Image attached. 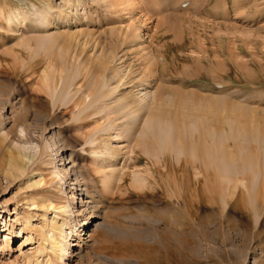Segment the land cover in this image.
<instances>
[{"label": "rangeland", "instance_id": "1", "mask_svg": "<svg viewBox=\"0 0 264 264\" xmlns=\"http://www.w3.org/2000/svg\"><path fill=\"white\" fill-rule=\"evenodd\" d=\"M99 1L93 2L88 17L82 14L74 21L71 13H59L58 3L63 0H0V141L5 142L0 149V264H26V257L18 249L24 238L11 240L17 235L18 227H12L18 212L25 211L26 194L20 179L6 180L2 174L8 158L22 153L30 157L43 153V161H55L57 166L61 159L67 165L73 153L78 167L71 172V178L80 185L79 189L87 188L92 195V199H86L77 192L70 206L71 256L64 264H264V162L258 155L257 142L244 143L246 151L237 155L244 164L252 160L253 171L229 175L232 183L227 185L223 175L205 169L201 158L197 159L207 146H203L207 144L205 136L201 138L197 133L186 138L182 131V135L177 132L183 153L176 155L168 149L163 154L154 139L141 143L134 136L127 137V131L140 129V119L141 122L132 118V123L125 121L126 124L114 114L110 119L115 128L97 134L95 130L105 125L104 115L96 111L98 123L76 125L71 119L78 100L70 107L56 109L44 80L49 74L65 73L66 62L59 50L64 48L63 30L85 28V18H90L95 23L89 27L95 31V38L108 44L110 33L103 29L116 21L115 26L124 36V40H118L120 44L114 42L116 53H124L125 58L112 64L111 71L124 66L130 78L140 76L146 82L149 64H144V54H138L136 49L139 43L151 48L149 52L157 61L154 89L163 97L172 96L169 106V100H162L158 107H152L159 119L177 123L179 129L184 115L191 116L192 121L208 115L223 123L227 107L233 103L256 109L254 114L261 117L264 0H129L111 8ZM70 2L71 7L77 2L92 4L91 0ZM34 5L40 10L54 7L48 15V29L27 20L9 30L8 17L18 10L29 15ZM107 17L111 18L108 25ZM51 33L55 43L48 40L42 47V36ZM90 44L86 53L92 51ZM150 68L149 65L151 71ZM110 73L111 77L115 74ZM119 77L118 74L116 83ZM82 83L79 80L77 85ZM130 86L126 84L123 91L130 94ZM81 92L82 98L92 93L87 87ZM211 96L225 99L220 104L221 117H216L214 106L207 108L210 112L198 105L201 97L212 105ZM254 120L249 122V128ZM91 138L96 140L94 148L90 146ZM109 141L112 146L122 147L116 164L125 175L124 182L113 190H108L105 175L101 176L104 164L94 163L92 158L94 149ZM234 144L229 141L224 146ZM30 170L26 175L31 178ZM255 172L259 174L256 186ZM135 174L144 178L143 183H133ZM69 183L66 181L64 189ZM70 196L66 200L72 201ZM77 234L79 239L74 237ZM31 247L24 246V253H29Z\"/></svg>", "mask_w": 264, "mask_h": 264}, {"label": "bare ground", "instance_id": "2", "mask_svg": "<svg viewBox=\"0 0 264 264\" xmlns=\"http://www.w3.org/2000/svg\"><path fill=\"white\" fill-rule=\"evenodd\" d=\"M91 1V5L86 2H77L76 6L74 5V7H71L70 0H63L62 3H58V5L61 6V10L59 9V13H62L63 16L71 13L73 15V20L78 21L79 16L82 14L86 15L85 17H88L87 11H90V8H92L94 5L93 2L97 0ZM101 1H104L105 7L111 8L116 7L115 4H124L129 0ZM63 7H66V9H62ZM53 9L52 7H49L47 10H40L34 5L31 9L32 12L30 11L31 14L29 15L23 11L20 12L19 10L13 12L12 14L10 13L11 15L8 17L9 30H14L12 26L17 27L25 24V21L27 20L35 25L37 24L38 26H41L42 29H48L50 22L48 15H50ZM110 19L111 18L109 17L105 18V22L107 23V25L109 23L108 20ZM85 20V28H82V26L74 27L72 29L69 28L61 32L62 34H65V39L63 40L64 48L59 49L64 55V58L62 57L64 59H62L63 62H66L65 65L62 64L66 66L65 73L62 75H53V72V74H51L53 76H49L50 74L48 72L49 75L45 76L44 78L46 83L45 87L48 88L49 94L51 95V104L53 105V107H70L78 100L76 103V111H74L72 114L71 121L73 123L81 127L92 122L96 124L98 122L95 121L96 119L94 117V113L98 111L99 113L104 115L103 118L105 124L103 128L95 130V133L98 134L100 132L109 133L115 128L112 124V120L110 119V116L112 114L117 116V118H122L124 120V123H129L130 120H134H132V118H136V121H142H140L142 123V126L139 129L140 132L136 133L139 130L134 133L132 131H127V137L131 138L134 136L136 141H140L141 143L145 140L147 141L149 139H154L157 143V145H155L157 150L160 151V153L163 152V154L168 149L169 153L174 152V154L176 155H180L183 153V147L180 146V143L178 141L179 139L176 138L177 132H180V135L184 134L186 138H188V136L191 137L192 134L195 135L198 133V135H201V138L205 136V141H207V144H203V146H207L205 147V149L203 148L204 151L202 150V157H200V154L199 157L196 155L197 159L201 158V161H198H200L201 165L205 169L213 170L215 173H217V175H223V180H225L227 185H230V183H232V181L228 177L229 175H243L250 170L253 171L252 160L251 162L248 161V163L244 164L243 162H241V158L239 156L237 157L238 153L243 154L246 151V149L244 148L245 146H242L244 143H250L251 141L257 142V146L259 149V154H257L260 155L264 162V112H262V116L259 117L257 113L254 114L255 112H257L256 109L241 105V103L240 105L233 103L230 104V108L227 107V109H229V112L226 110L228 113V117L226 116V119H223L225 120L223 121V123L218 122L219 120L217 119V121H214L215 119H209L211 117H206L208 115L199 116L198 118H194L193 121L191 120V116L188 117L187 115H184L182 117L183 126L180 129L179 126H177V123L159 119L154 113L152 107H158V105L162 104V100H169L167 103L169 106V102L172 96L163 97L162 95H159L157 91L158 89H154L153 82L155 79H153V77L155 75V70H157L154 65L157 66V61L153 59V55H151V52H149L151 48L149 47V50L148 46L143 47L139 43L138 48L136 49L138 50V54H144L143 56L146 59L144 64H149L151 68L152 65L154 66L152 69L150 68V71L148 69L149 65H147L148 68L146 67V65H144L146 67V82H142V79L144 77L137 76L130 78L127 73V69L123 70L124 66L121 67L122 70L120 67H117L119 68V70H115L113 68L114 70L111 71L110 67L112 66V64H115L118 61H123L122 59L124 57V53L118 56L119 52L116 53L118 48L114 43L115 40L117 42L118 40H124V36L121 34V29L119 28V26H115L116 21L115 23H113L114 25L112 24L113 26H109L108 28L105 27L103 31L105 30L110 33V36H108L110 42H108V44H104L102 41H99L98 38H95V31L89 28L91 25L95 24L94 21L90 18H85ZM121 25L122 23L120 24V26ZM52 34L53 33L42 36V47L43 44L48 40L51 41L50 43H55V37ZM83 36L85 37L82 38ZM89 42H91L90 48L92 51L90 53H86L85 50L88 48ZM131 50L134 51L133 49ZM110 72L117 74V77L115 76V74L111 77L110 75L112 74ZM118 74L120 75L118 80L119 82L116 83ZM79 80L83 81L84 85L83 83L82 85H77V82ZM128 83L131 84L130 87H133L134 89H132V92L130 94H127L123 91L124 87ZM83 87H87V90H90V93L92 92L90 95L84 98L81 97V91ZM211 99L212 105H207L202 97L199 98V101L197 100V102H199L198 105L202 110H208L213 108L214 106V109H217V113H214L217 117L221 113L220 104L225 99L218 96H213ZM185 106L187 107V103L184 100V107ZM229 113H231L232 116H230ZM255 115L256 117L254 118ZM250 117L251 120L252 118L255 119L253 121L255 124L251 127L252 129L249 128V122H252L250 120ZM222 124H224V126ZM98 127L99 126H97V128ZM176 141L179 143V145ZM229 141L235 143L234 147L231 145L224 146ZM89 142L90 146L94 148L96 145V140L94 138H91ZM4 143V141H0V149L3 147ZM193 151L194 149L192 148L191 152ZM22 154H19V156H10L7 160L6 166L2 170V174L6 180H8V178H10L11 180L14 179L16 181L20 179L19 182L23 183L22 186L24 188L22 189L26 194L24 197L25 211L23 213L18 212L17 218L14 221L12 227L13 230L16 229L15 226L18 227L16 229L17 235L12 237L11 240L13 241L15 237L24 238V242L20 244L18 249L22 253V255L26 257V264H64V260H68L71 256V253L69 252L70 246L72 244L70 243V235H72V233H70V216L72 215L70 206L75 201V194H77V192H81L82 194H84L86 199H92V195L87 188L83 191L79 189L80 185L77 182H73V177L71 178V172H74V169L78 167V164H76L72 159L73 153L68 158L71 159L67 163V165H71L70 168L66 167L67 165L65 164V162H61L62 159L59 160L61 163L59 164V166H57L55 161H43V153L36 156L33 153L32 157ZM121 154L122 147L118 145L112 146V143H110V141L105 143V145L100 147L98 150L94 149V151L92 152L94 163L99 162L101 164H104L103 168L101 167L103 171H101L100 173L101 176L105 175L103 181L105 186L109 188L108 190H113L117 185L124 182L125 175L123 174V169L122 167H117L116 164L120 159ZM196 156L194 154V158ZM235 158H237V160ZM29 170L31 171V173L29 172V176H31V178L26 175ZM74 176L77 177L76 174H74ZM254 176V186H256V184L258 185L259 174L257 173ZM55 180L58 182H56ZM66 181L70 183L68 184L66 189H64ZM143 181L144 178L141 175L135 174L133 176L134 184H140L143 183ZM67 194L71 195L70 199H72V201L66 200V196H68ZM6 237L7 235H5V240ZM74 237H77V239H79L78 234L74 235ZM89 237H92V235H90ZM26 245L32 246L30 248V252L27 253L28 255L24 253L23 247Z\"/></svg>", "mask_w": 264, "mask_h": 264}]
</instances>
